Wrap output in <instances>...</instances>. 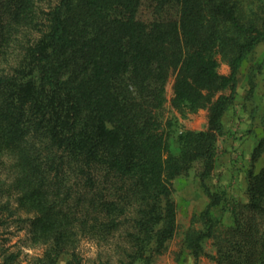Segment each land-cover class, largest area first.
Returning <instances> with one entry per match:
<instances>
[{"label": "trees", "instance_id": "16d2710c", "mask_svg": "<svg viewBox=\"0 0 264 264\" xmlns=\"http://www.w3.org/2000/svg\"><path fill=\"white\" fill-rule=\"evenodd\" d=\"M14 1L12 21L38 23L33 0ZM43 20L0 72V159L10 170L0 213L26 223L29 246L44 248L35 264L61 254L81 264L83 240L99 264H151L177 231L173 183L192 169L207 198L182 240L194 264H264V166H255L264 138L245 202L208 185L238 72L264 42V0H55ZM170 77L172 109L182 118L207 109L206 130L165 117ZM19 255L5 253L2 264Z\"/></svg>", "mask_w": 264, "mask_h": 264}, {"label": "rangeland", "instance_id": "374dc122", "mask_svg": "<svg viewBox=\"0 0 264 264\" xmlns=\"http://www.w3.org/2000/svg\"><path fill=\"white\" fill-rule=\"evenodd\" d=\"M13 1L0 0V72L8 70L21 55L22 48L38 38V30L43 28V19L55 0H33V7L30 9L38 23L31 27H23L20 22L12 21V12L16 10ZM217 59L218 72L228 75L229 66L221 60L219 55ZM172 87L173 77H170L166 85L165 117H177L181 130H206L208 110H199L182 118L170 106ZM225 93L228 94L229 91ZM222 122L223 135L219 137L216 144L215 167L208 185L211 190L224 193L227 199L245 202L247 172L252 166L251 155L258 142L264 138V42L258 44L243 61L237 75L234 101L226 110ZM5 156L0 159V183L6 185L9 182L10 170L8 169L9 159L7 155ZM255 166L256 171L264 166V153ZM173 198L177 210V231L168 243L167 249L151 264L195 263L194 258L182 245L183 236L190 226L192 215L201 212L207 204V198L200 187L194 169L174 181ZM4 199L0 198V202H4ZM15 206L16 204H13V207ZM213 213L216 216H222L225 223H230L229 213L220 212L218 209L213 210ZM6 215V213H0V264L3 262L5 253L17 251L20 255L13 264H35V259L43 255L44 248L30 247L26 241L27 224L17 221L16 216L7 218ZM20 215L27 217L22 212ZM206 251H212L210 242L206 245ZM76 254L80 256L81 264H99V251L94 243L83 240L76 249ZM69 261H71L69 254H61L56 264H69ZM103 262L102 259L101 263ZM197 264L217 263L201 257Z\"/></svg>", "mask_w": 264, "mask_h": 264}]
</instances>
